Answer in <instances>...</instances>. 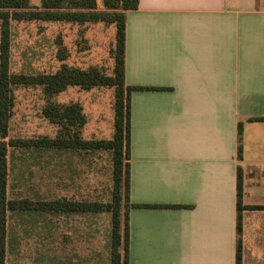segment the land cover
Listing matches in <instances>:
<instances>
[{"label": "crops", "instance_id": "0c3cea01", "mask_svg": "<svg viewBox=\"0 0 264 264\" xmlns=\"http://www.w3.org/2000/svg\"><path fill=\"white\" fill-rule=\"evenodd\" d=\"M125 82L127 264H264V0H140L127 12ZM31 218L45 264H102L73 250L83 216Z\"/></svg>", "mask_w": 264, "mask_h": 264}, {"label": "rangeland", "instance_id": "374dc122", "mask_svg": "<svg viewBox=\"0 0 264 264\" xmlns=\"http://www.w3.org/2000/svg\"><path fill=\"white\" fill-rule=\"evenodd\" d=\"M97 1L99 9H102L103 0ZM31 5L33 8H39L40 0H31ZM1 30L0 22V42ZM10 30L11 72L15 74L55 73L62 65L58 58L62 47H66L70 53L65 61L68 65L82 68L91 65H104L108 68L111 66L110 48L115 37L114 26L103 23L77 25L63 22L12 21ZM14 95L15 107L10 137L18 139L56 137L58 127L42 115V108L45 105L42 89L35 86H18L14 88ZM56 100L62 104L84 100L91 121L83 130L84 138L112 139L114 134L112 89L102 88L95 94H88L72 87L60 94ZM9 167V198L13 200L36 202L68 199L102 203L112 200L113 160L109 151L87 153L11 148ZM47 214L51 213L9 212L8 264H45V255L39 253L41 249L37 244L41 241L43 243L46 236L37 230L36 226L39 224L31 222V217ZM79 215L84 217L86 228L78 236L77 233H73L77 244L73 250L77 247L81 249L82 246L88 256L94 255L105 264L111 250V214ZM63 236L64 233H57L54 236L57 245L62 244ZM54 257L58 260L61 255Z\"/></svg>", "mask_w": 264, "mask_h": 264}, {"label": "trees", "instance_id": "16d2710c", "mask_svg": "<svg viewBox=\"0 0 264 264\" xmlns=\"http://www.w3.org/2000/svg\"><path fill=\"white\" fill-rule=\"evenodd\" d=\"M140 0H40L33 8L31 0H0V264L7 263L9 212L39 211L51 214L110 213V264H127L126 205L130 190L131 92L125 82L127 12L137 10ZM12 21L63 22L77 25L103 23L116 29L110 48L111 66L87 68L68 65L70 53L59 50L61 67L55 73L35 75L11 72ZM35 86L42 89L45 105L43 117L58 127L56 137L35 139L11 138V120L15 107L14 88ZM69 87L89 91L110 88L114 91V134L112 139H85L83 130L88 118L79 102L62 104L56 98ZM240 134V133H239ZM240 136V135H239ZM11 148L65 150L78 152L109 151L113 160L112 200L108 203L68 199L30 201L9 198V158ZM241 147L239 146V153ZM238 209L242 208V173L238 171ZM240 216V215H239Z\"/></svg>", "mask_w": 264, "mask_h": 264}]
</instances>
